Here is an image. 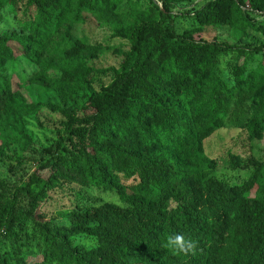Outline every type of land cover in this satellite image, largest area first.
<instances>
[{
    "label": "trees",
    "instance_id": "obj_1",
    "mask_svg": "<svg viewBox=\"0 0 264 264\" xmlns=\"http://www.w3.org/2000/svg\"><path fill=\"white\" fill-rule=\"evenodd\" d=\"M145 1L155 20L133 21L123 34L129 49L119 68L101 72L109 74V84L88 99L85 112L67 116L55 149L46 151L26 182H0V244L9 242L16 260L37 255L41 264H264V163L250 154L264 133V44L205 42L198 33L176 29L181 19L192 30L244 33L253 26L256 2L209 0L183 10L196 0ZM120 4L0 0V22L4 8L16 15L21 7L27 34L0 37V70L15 59L9 42L20 45L26 60L37 61L84 15L111 22ZM72 49L62 54L57 87L73 86L81 72L69 62ZM255 59L261 62L250 70ZM31 83L46 86L49 80L34 73ZM8 90L3 78L0 96ZM220 129L239 132L236 148L243 153L223 159L228 169L249 172L238 185L217 176V161L202 151V141ZM71 186L114 192L122 205L83 201L77 192L66 223L46 221L41 204L49 193ZM171 234L195 240L196 249L166 247Z\"/></svg>",
    "mask_w": 264,
    "mask_h": 264
},
{
    "label": "rangeland",
    "instance_id": "obj_2",
    "mask_svg": "<svg viewBox=\"0 0 264 264\" xmlns=\"http://www.w3.org/2000/svg\"><path fill=\"white\" fill-rule=\"evenodd\" d=\"M209 0H196L190 5L181 6L183 10L199 8ZM257 10L251 18V26L240 33L229 27H206L191 29L186 20H177L179 34L195 32L197 39L205 42L256 47L264 44V0H255ZM180 8V7H179ZM145 0H121L120 15L111 22H100L89 15H84L83 23L70 30L69 36L57 37L53 44L39 56L38 60H26L27 54L16 42H9L15 59L7 61L0 70V81L5 78L9 90L0 96V182L11 186H20L36 170L38 164L46 160L47 150L55 149L63 135L67 116L85 112L88 99L98 95L109 82V74L101 72L117 70L128 51L129 43L123 36L133 21L140 19L155 20L147 11ZM25 21L21 7L12 13L10 7L3 9L0 22V37L25 38L22 31ZM192 30V31H190ZM121 33L122 36L118 34ZM77 44L74 45V42ZM73 48L69 62L81 72L71 87H57L63 55ZM37 52V51H36ZM37 55H39L37 53ZM261 59L249 62V69L254 70ZM224 69V67L222 66ZM34 73L43 74L49 80L46 86L31 83ZM236 129H220L210 134L201 143L203 154L217 161L215 174L231 184H240L249 177V172L233 171L225 166L223 159L228 152L243 153L236 148L239 143ZM262 138V139H261ZM237 139V140H236ZM251 155L264 163V133L252 144ZM46 176L47 174L44 173ZM264 175V172H263ZM88 202L104 203L111 206L122 205L114 192H101L95 188L80 189L65 187L49 193L39 211L52 224H64L75 211L76 193ZM81 200V201H82ZM75 241L83 240L76 237ZM84 242V240H83ZM29 249V248H28ZM14 248L9 242L0 244V260L7 259L8 264H41V258L26 256L16 260Z\"/></svg>",
    "mask_w": 264,
    "mask_h": 264
},
{
    "label": "clouds",
    "instance_id": "obj_3",
    "mask_svg": "<svg viewBox=\"0 0 264 264\" xmlns=\"http://www.w3.org/2000/svg\"><path fill=\"white\" fill-rule=\"evenodd\" d=\"M166 247L178 253H191L196 247V241L185 237L182 234H171L166 237Z\"/></svg>",
    "mask_w": 264,
    "mask_h": 264
},
{
    "label": "built area",
    "instance_id": "obj_4",
    "mask_svg": "<svg viewBox=\"0 0 264 264\" xmlns=\"http://www.w3.org/2000/svg\"><path fill=\"white\" fill-rule=\"evenodd\" d=\"M158 4V6L161 8V4L160 3H157Z\"/></svg>",
    "mask_w": 264,
    "mask_h": 264
}]
</instances>
